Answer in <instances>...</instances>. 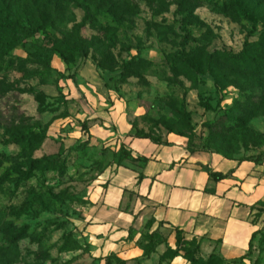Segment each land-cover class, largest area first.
I'll list each match as a JSON object with an SVG mask.
<instances>
[{
	"label": "rangeland",
	"instance_id": "obj_1",
	"mask_svg": "<svg viewBox=\"0 0 264 264\" xmlns=\"http://www.w3.org/2000/svg\"><path fill=\"white\" fill-rule=\"evenodd\" d=\"M0 23L35 31L0 29V264H142L80 230L129 126L264 163V0H0ZM261 218L227 264H264Z\"/></svg>",
	"mask_w": 264,
	"mask_h": 264
},
{
	"label": "crops",
	"instance_id": "obj_2",
	"mask_svg": "<svg viewBox=\"0 0 264 264\" xmlns=\"http://www.w3.org/2000/svg\"><path fill=\"white\" fill-rule=\"evenodd\" d=\"M188 141L177 133L159 143L131 136L130 158L98 174L80 222L93 257L161 264L177 250L179 233L205 261L217 255L229 263L249 252L264 202V163L191 151ZM150 242L154 251L146 255ZM183 254L166 257V264H189Z\"/></svg>",
	"mask_w": 264,
	"mask_h": 264
},
{
	"label": "trees",
	"instance_id": "obj_3",
	"mask_svg": "<svg viewBox=\"0 0 264 264\" xmlns=\"http://www.w3.org/2000/svg\"><path fill=\"white\" fill-rule=\"evenodd\" d=\"M0 29L1 30L9 29V30L15 31L17 33L18 32H22V33H26V34H31L32 32H35V31L27 30L20 23H13V24H10V23H8V24L0 23ZM249 48H250V46L248 44H246L245 49L241 53L236 54V55H233L231 59L233 61H235V63H237V64L243 63L244 62V58H245V51H246V49H249ZM262 68H264V67H262ZM82 130H83L84 133H87V130L89 132L88 122L84 123V126H83ZM171 133H177L179 135H182V136L187 137L188 140H189L188 141V143H189V150H191V151L195 150V148L193 146V142L191 143V141H192L193 138H191L190 135H186V134H183L181 132H171ZM88 134H90V133H88ZM195 134H193V135L195 136ZM130 135L132 137L139 138V139H151L155 143L161 142V140H154L149 135H138V133L135 132V129H133L132 134H130ZM219 153H221V152H219ZM221 154L223 156L227 157L225 154H223V153H221ZM118 156H119V161L120 162L122 160L129 159L130 158V152L128 151V149L125 147L124 144L121 145V149H120V151L118 153ZM227 158H230V157H227ZM43 161H44V159L37 160L36 163L39 164V163H42ZM254 162H256L257 164H260V162H258V161H254ZM104 169H105V167L101 171H103ZM213 177L216 180L217 179L225 178V176H223L222 174H214ZM259 204L262 205V206H264V202H261ZM261 211L258 210L257 216H255L256 219H258V218L260 219L264 215V214L263 215L261 214L262 213ZM258 232L259 231L255 232L253 234L252 241H251V244H250V249H251V247L253 245V241L256 238ZM153 237H154V235L152 234L150 236V238H153ZM177 241H178V248H177V250L176 251L168 250L166 252V254L161 258L162 261L164 259H166V257L168 255H170L171 257H173V256H176V255H179L180 252L183 251L184 252L183 256H184L185 259L188 260L189 264H227L223 258H221V257H219L217 255H213L208 261H205L202 258L198 257V254H199V246L196 245V244L188 243L187 241H185L184 238L180 235V233L178 235ZM187 244H189V246L188 247H185V245H187ZM145 251H146V255H150L154 251V247H153V245H152L151 242L145 247ZM245 256L246 255H244L242 258H244ZM110 257H113V258L115 257V259H118V260L120 259V258H118L115 255H110L107 258H110ZM6 264H9V263L6 261Z\"/></svg>",
	"mask_w": 264,
	"mask_h": 264
}]
</instances>
